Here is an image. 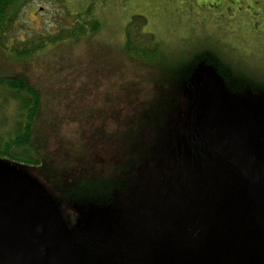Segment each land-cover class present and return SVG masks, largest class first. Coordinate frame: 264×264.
Wrapping results in <instances>:
<instances>
[{
  "label": "rangeland",
  "instance_id": "obj_1",
  "mask_svg": "<svg viewBox=\"0 0 264 264\" xmlns=\"http://www.w3.org/2000/svg\"><path fill=\"white\" fill-rule=\"evenodd\" d=\"M11 6L19 16L11 28L17 39L44 37L76 21L100 24L94 33L47 43L29 59L0 52V76H23L41 93L33 128L40 144L48 141L46 162H67L71 172L57 170L59 181L46 166H12L51 196L73 232L82 213L81 249L92 235L104 239L86 255L97 264L229 259L221 246L231 247L235 237L224 201L230 185L220 172L230 164L191 132L188 96L199 104L196 77L209 71L220 83L225 119L264 146V0L242 7L224 0H11ZM134 15L146 19L140 32L153 35L167 57L182 58L180 67L165 73L124 53V28ZM1 114L12 117V106ZM138 116L150 118V131L129 146V120ZM52 180L62 188L80 183L79 192L57 190ZM243 250L232 255L252 264L256 253Z\"/></svg>",
  "mask_w": 264,
  "mask_h": 264
},
{
  "label": "water",
  "instance_id": "obj_2",
  "mask_svg": "<svg viewBox=\"0 0 264 264\" xmlns=\"http://www.w3.org/2000/svg\"><path fill=\"white\" fill-rule=\"evenodd\" d=\"M196 78L199 104L191 132L204 141L210 155L233 165L221 171V177L239 171L245 182L240 198L247 197L245 207L249 200L264 239V146L253 143L245 130L239 132L225 119L220 83L212 73L203 69ZM12 164L0 159V264H81L75 234L59 205L58 209L50 195ZM224 245L223 253L234 248ZM216 264L239 262L225 259ZM252 264H261L260 252Z\"/></svg>",
  "mask_w": 264,
  "mask_h": 264
},
{
  "label": "trees",
  "instance_id": "obj_3",
  "mask_svg": "<svg viewBox=\"0 0 264 264\" xmlns=\"http://www.w3.org/2000/svg\"><path fill=\"white\" fill-rule=\"evenodd\" d=\"M22 3V2H21ZM85 13H89L87 10ZM76 19L79 14L74 15ZM19 18L17 10L12 9L11 0H0V52L7 51V59L13 60L29 59L35 55L36 52L42 50L47 43H54L64 38H76L88 33H94L99 29V22L97 19H88L83 22H77L76 25L70 29H60L56 33L45 35L44 37L27 36L24 39H17L15 33L11 32L15 21ZM79 23V24H78ZM146 23V19L142 15H134L124 28V43L123 49L126 55L137 57L141 63L148 67L164 69V72L173 71L172 68L182 65V58L167 57V53L161 50V43L154 39V36L148 33L140 32L141 27ZM11 40V45L7 46L8 41ZM151 70V69H149ZM192 87H185L190 90ZM193 89V88H192ZM196 90V89H195ZM196 95V94H195ZM195 98V96H194ZM189 107L194 111L197 110L195 100L192 101L190 94L188 96ZM41 103V93L33 84L26 78L19 75H2L0 76V159L7 160L19 165H36L46 166L50 170L53 177H58L62 181L63 175L55 174L57 170H63V174L71 172L67 162H53L49 167L43 156V148H47L48 141L42 145L39 143L40 137L34 131L35 119L39 113ZM9 105L13 108L12 117H8L1 112ZM153 119V117L151 118ZM150 118L148 116H138L134 120H129V127L127 129L129 139V146L141 143L139 139L143 140L144 133L150 131L148 124ZM36 130V129H35ZM48 140V138H47ZM183 147V146H182ZM57 149L51 150V153H57ZM52 158V157H51ZM54 160V158H52ZM197 164L200 167V163ZM91 160L88 161L90 164ZM84 168L78 163V168L74 173L79 180L82 177L81 171ZM53 181V180H52ZM57 190L64 189L69 194L78 193V186L74 183L67 182L66 188H62L59 183L52 182ZM81 190V188H80ZM66 192V193H67Z\"/></svg>",
  "mask_w": 264,
  "mask_h": 264
},
{
  "label": "flooded vegetation",
  "instance_id": "obj_4",
  "mask_svg": "<svg viewBox=\"0 0 264 264\" xmlns=\"http://www.w3.org/2000/svg\"><path fill=\"white\" fill-rule=\"evenodd\" d=\"M225 2L232 3V1H236L239 3V7H242L245 1L248 0H224ZM200 167H202L203 162H199ZM222 168H225L222 165ZM233 165L231 164L228 169H232ZM222 183L224 184V180L227 178L229 180L230 187L227 190H230V193L226 194L225 196V203L229 207V209L232 212V217L230 220V225L232 228V231L235 234L233 245L231 247H234L233 249L226 251L224 253L229 254L230 261L233 262H239V259L237 255L235 254H241L244 252L243 249H249L252 252L255 251L257 255H259L260 252V263L264 264V239L262 237L263 229L260 228V225L257 221H254L253 219V213L252 208L250 207L249 200L247 203V207H245L244 200L247 199L243 197V199L240 198V195L242 194V189L245 191V182L242 176L240 175L239 171L237 173L233 172L230 176H223ZM93 199L96 201V203H100V201L93 197ZM249 199V198H248ZM243 202V203H242ZM240 206V208H239ZM245 208L244 210L241 209ZM250 213V214H249ZM77 214V222L75 224V227L77 228V232H74L75 238L78 245V250L81 258V264H97L94 262V257L89 255L87 256V253H96L100 250L99 246L100 243H103L104 239L101 236L92 235L90 239H88L87 248L81 249L82 243H80V239L84 238L85 231L84 227L87 226L85 219H82L81 217L82 213L78 212ZM63 215V214H62ZM65 219V216H64ZM68 224H71V220L68 216H66L65 219ZM78 225H81L80 227ZM70 227V225H68ZM225 243V241H223ZM226 244V243H225ZM227 246V245H224ZM235 251L234 256L232 255ZM243 258V256H242ZM174 259V257H173ZM152 264H165V261L159 262L158 260H154Z\"/></svg>",
  "mask_w": 264,
  "mask_h": 264
}]
</instances>
